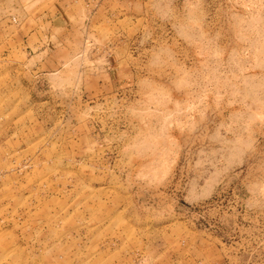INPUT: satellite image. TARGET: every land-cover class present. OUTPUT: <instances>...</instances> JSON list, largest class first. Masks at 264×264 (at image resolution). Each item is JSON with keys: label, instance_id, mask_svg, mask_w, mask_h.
Returning <instances> with one entry per match:
<instances>
[{"label": "rangeland", "instance_id": "rangeland-1", "mask_svg": "<svg viewBox=\"0 0 264 264\" xmlns=\"http://www.w3.org/2000/svg\"><path fill=\"white\" fill-rule=\"evenodd\" d=\"M0 264H264V0H0Z\"/></svg>", "mask_w": 264, "mask_h": 264}]
</instances>
